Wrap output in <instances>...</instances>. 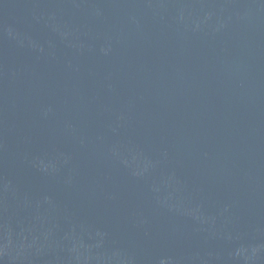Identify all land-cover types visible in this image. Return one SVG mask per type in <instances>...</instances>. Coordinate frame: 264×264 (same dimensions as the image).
<instances>
[{
  "label": "water",
  "instance_id": "water-1",
  "mask_svg": "<svg viewBox=\"0 0 264 264\" xmlns=\"http://www.w3.org/2000/svg\"><path fill=\"white\" fill-rule=\"evenodd\" d=\"M0 264H264V0H0Z\"/></svg>",
  "mask_w": 264,
  "mask_h": 264
}]
</instances>
